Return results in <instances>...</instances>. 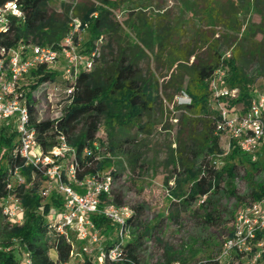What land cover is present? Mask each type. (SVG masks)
<instances>
[{
    "label": "trees",
    "instance_id": "obj_1",
    "mask_svg": "<svg viewBox=\"0 0 264 264\" xmlns=\"http://www.w3.org/2000/svg\"><path fill=\"white\" fill-rule=\"evenodd\" d=\"M5 1L16 3L22 14L20 20H11L6 33L0 35V45L5 48L18 43L56 47L68 30L69 15L78 18L82 27L86 25L91 35H97L100 30L104 31L103 28L108 27L106 20L114 8L112 3L104 0L98 7L89 8L61 4V11L57 13L48 8L49 0H0ZM259 2L260 9L264 10V0ZM150 29L144 25V29L137 35V41L130 47L119 48L116 55L107 62L102 54L106 46L97 47L99 56L93 68L78 73L73 82L72 100L67 107L62 108L57 119L36 123L35 111L27 103L28 123L32 126L38 147L46 152L54 146L56 136L61 134L72 149L68 164H73L77 180L85 176L98 177L104 171H108L112 179L115 171L104 168L105 161L97 157V151L92 147V143L96 142L98 150L100 148L96 140L99 124L103 123L108 128L114 125L122 130L136 128L141 133H148L153 125L155 107L160 108L163 103L170 105L168 114H178L176 150L174 160L171 161L172 175L169 177L172 184L167 187L169 196L183 208L202 198L200 206L210 213L212 207L220 205V201L233 198V204H238L243 197L235 193L232 185L234 178L239 176L238 167H243L244 177H247L249 184L247 196L264 198V181H253L258 170L253 157L243 155L233 148L222 158V164L216 165L214 161V157L221 155V150L214 133L217 114L210 109L208 82L216 69H224V83L238 90L236 103L232 104L240 103L243 108L246 107L252 89L264 79V43L257 42V47L248 43V47L244 48L247 42L242 40V46L237 42L226 55L218 45L209 43L206 51L208 54L197 58L192 49H183L185 47L181 48L178 42L166 39L160 32ZM90 42H85V50L91 47ZM251 51H259L258 58L252 60L249 54ZM146 52L157 63V74L150 72L146 76L139 67L138 61L146 57ZM190 57L193 59L188 63ZM54 74L44 72L41 67L31 71V75H38V82H53L57 85L59 80ZM181 92L188 97L189 103H171ZM3 128L0 127V147L3 144L7 148L0 156V199L7 194L6 184L15 169L23 177L24 183L14 185L12 191L23 208L22 223L11 225L7 222L5 226L1 225L0 264H21L23 255L29 259L30 264H66L69 261L70 244L50 228L47 219L51 210L55 213L60 210L62 198L53 191L47 196V201L40 204L45 197L39 193V189L46 185L45 179L37 171L33 175L34 179H31L34 168L25 166L18 155H11L15 142L10 144L11 138L8 140L2 136L7 132ZM125 143L131 145L133 142ZM85 149H89L91 154L86 155ZM263 151L264 146L255 155L263 154ZM133 159L136 160L135 156ZM60 180L68 183L62 171ZM164 181L168 183V179ZM111 197L115 205H122L119 197L113 196L112 190ZM129 209L131 216L126 222L131 229V238L125 243L124 251L131 262L139 264V250L150 240L155 225L148 221L144 204L135 203ZM205 218L209 221L211 215L205 214ZM105 225V235L109 236L113 228L109 222ZM109 243L108 239L105 246ZM4 248L10 250L4 251ZM49 251H52L53 258L49 257ZM175 261L184 264L179 257L169 256L168 249H165L161 264H172ZM83 264L91 263L85 260ZM201 264L218 262L206 258Z\"/></svg>",
    "mask_w": 264,
    "mask_h": 264
},
{
    "label": "rangeland",
    "instance_id": "obj_2",
    "mask_svg": "<svg viewBox=\"0 0 264 264\" xmlns=\"http://www.w3.org/2000/svg\"><path fill=\"white\" fill-rule=\"evenodd\" d=\"M102 1L104 0H49L48 8L58 13L61 11V4L89 8L98 7ZM106 1L114 6L106 20L108 27L103 28L104 31L100 30L97 35H91L87 27L80 35L81 46L85 45L87 40L91 41L90 44L93 42L106 46L102 51L106 62L116 55L119 48L132 46L137 41V35L144 29V25L149 29L151 27L150 30L160 32L164 38L178 42L181 48L192 49L197 58L208 54L206 51L209 43L222 48L224 55L228 54L237 42L242 46V40L247 42L244 48L248 47V43L256 47L257 42L264 43V10L260 9L259 0ZM255 51L249 52L252 60L258 58L259 51L258 53ZM147 56L146 52V57L138 61L139 67L146 76L150 72L153 75L157 74L159 72L157 63ZM192 59L193 57H190L188 63H191ZM249 68L251 70V67ZM44 72L52 74L54 70L48 69ZM54 75L59 79L57 72ZM37 77L38 75L34 79ZM50 91L52 92L51 89ZM47 94L50 95L49 92ZM43 96L42 93L36 100L39 103L38 120H46L54 115L58 102L51 100V97L49 102ZM171 103L177 104L175 99ZM238 105L242 108L240 103ZM169 106L162 103L160 108L155 107L153 125L148 133H141L136 128L122 130L114 125L108 128L100 123L96 133V140L100 144L97 157L105 161L104 168L115 171L111 188L113 196L117 195L122 205L128 207L135 203L144 204L148 221H152L155 225L150 240L139 250L138 263L161 264L164 250L168 249L169 256L179 257L184 264H201L206 258L217 257L223 239L230 232L235 211L257 198L247 196L249 184L247 177H244L243 167H238L239 176L234 178L232 185L235 193L243 197L238 204H233V198L220 201V205L216 208L212 207L210 213L200 206L202 198L183 208L172 196H169L167 187L172 184L169 177L172 175L171 161L174 160L178 130L176 122L178 114H168ZM6 127L5 125L3 129ZM6 131L2 136H6L5 139L8 140L11 138L10 144H13L14 136L8 129ZM225 139L223 136L218 137L219 149L222 152H226ZM126 141L133 143L126 145ZM1 145L0 156L7 148ZM131 155L135 156L136 160ZM253 160L258 169L253 181L255 183L264 181V151L263 154L254 155ZM68 163L67 157L61 162L62 165L60 164L62 169H65ZM105 173L104 171L103 174ZM166 179L168 183H164ZM47 196L40 204L47 201ZM106 201L105 198H101L100 207L104 206ZM52 214L58 216L59 213L51 210L47 215L50 221ZM205 214L211 215V220L206 221ZM104 221L100 217L94 218L96 228L101 231V235L103 234L99 242L101 245H105L108 239L110 241L115 238L113 231L112 234H108L109 236L105 235L107 221ZM7 222L0 217V229L1 225L5 226ZM104 237L107 240H104ZM70 240H72L73 252L67 264H83L87 259L97 264L96 252L93 251L94 253L88 257L78 255V241L71 234ZM262 248L264 249V242ZM48 255L53 258L52 251H49Z\"/></svg>",
    "mask_w": 264,
    "mask_h": 264
},
{
    "label": "built area",
    "instance_id": "obj_3",
    "mask_svg": "<svg viewBox=\"0 0 264 264\" xmlns=\"http://www.w3.org/2000/svg\"><path fill=\"white\" fill-rule=\"evenodd\" d=\"M21 17L16 3L0 2V35L6 33L11 20L17 21ZM67 26L66 34L56 47L33 43H18L7 48L0 45V127L6 125V129L15 135V144L10 153L12 156L18 155L25 166L34 168L31 179H34L35 171L45 179L46 185L39 189V193L45 197L54 191L61 196L59 214L48 222L50 228L70 244L69 258L73 252L71 234L78 241L77 254L88 257L96 252L97 264H136L127 258L124 251L125 243L131 238V229L126 222L131 211L128 206L112 202V179L108 171L105 174L102 172L98 177L85 176L82 180H77L72 163L65 169L61 167V162L72 155V149L66 144L64 137L58 134L54 146L43 152L36 144L34 131L28 123L27 103L35 111V122L43 121L37 119L39 103L36 101L42 93L49 102L50 97L51 100L58 101L55 114L46 120L57 119L62 108L67 107L72 100L76 76L79 72L90 71L99 56V44L92 42L88 50L84 49V45L81 46L80 35L87 29L86 25L82 27L78 18L69 15ZM40 67L44 71L51 69L57 72L58 84L34 79L31 71ZM224 75L225 70L218 68L208 78L210 109L217 114L214 133L218 137H225L227 141L226 152L221 151V155L214 157L216 165L222 164V158L233 148L252 158L264 146V79L252 89L248 105L240 108L238 104H232L236 103L238 90L224 83ZM175 100L177 104L189 103L183 92ZM92 147L98 152L96 142L92 143ZM84 153L90 155L91 151L85 149ZM61 171L68 183L60 180ZM23 183V177L15 169L6 184L7 194L0 199V215L12 225L22 223L23 208L12 191L14 185L20 186ZM101 198L107 200L102 207ZM95 217L109 222L113 228L115 238L111 239L108 246L99 244L103 236L96 228ZM262 242L264 198L251 200L235 211L230 232L223 239L215 261L218 264H264ZM3 250L9 251L10 248ZM87 261L93 264L90 260ZM21 264H30V261L23 255ZM172 264L179 263L175 261Z\"/></svg>",
    "mask_w": 264,
    "mask_h": 264
},
{
    "label": "crops",
    "instance_id": "obj_4",
    "mask_svg": "<svg viewBox=\"0 0 264 264\" xmlns=\"http://www.w3.org/2000/svg\"><path fill=\"white\" fill-rule=\"evenodd\" d=\"M102 236H103V234H102ZM105 236V235H104ZM105 238V237H104ZM110 241H111V239H110Z\"/></svg>",
    "mask_w": 264,
    "mask_h": 264
}]
</instances>
